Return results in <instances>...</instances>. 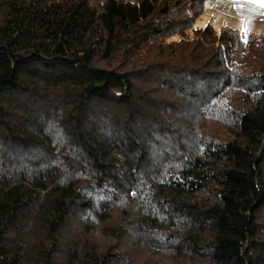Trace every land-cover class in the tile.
<instances>
[{"label":"trees","instance_id":"obj_1","mask_svg":"<svg viewBox=\"0 0 264 264\" xmlns=\"http://www.w3.org/2000/svg\"><path fill=\"white\" fill-rule=\"evenodd\" d=\"M205 5L0 0V264H264V38Z\"/></svg>","mask_w":264,"mask_h":264},{"label":"rangeland","instance_id":"obj_2","mask_svg":"<svg viewBox=\"0 0 264 264\" xmlns=\"http://www.w3.org/2000/svg\"><path fill=\"white\" fill-rule=\"evenodd\" d=\"M249 17L251 18L250 22ZM208 23L216 31L226 26L237 30L243 38H247L250 34L261 35L264 38V7L233 4L232 0H206L205 11L195 20L193 27L202 28ZM187 34L191 35L192 33L187 31ZM176 39L177 37L173 40ZM135 238H128L129 241L126 245L132 258L131 264H175V255L172 253L158 252L157 249L141 247L139 244L136 246ZM105 239L102 240L104 243L108 241Z\"/></svg>","mask_w":264,"mask_h":264},{"label":"snow or ice","instance_id":"obj_3","mask_svg":"<svg viewBox=\"0 0 264 264\" xmlns=\"http://www.w3.org/2000/svg\"><path fill=\"white\" fill-rule=\"evenodd\" d=\"M233 4H249L264 7V0H232ZM251 18L249 17V22ZM246 31V29H244ZM246 42V41H245Z\"/></svg>","mask_w":264,"mask_h":264}]
</instances>
